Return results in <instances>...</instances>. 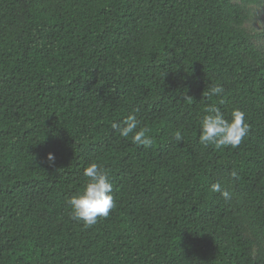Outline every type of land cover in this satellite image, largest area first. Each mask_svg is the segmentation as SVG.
Here are the masks:
<instances>
[{
  "label": "trees",
  "instance_id": "trees-1",
  "mask_svg": "<svg viewBox=\"0 0 264 264\" xmlns=\"http://www.w3.org/2000/svg\"><path fill=\"white\" fill-rule=\"evenodd\" d=\"M251 6L264 0H0V264H264ZM210 104L245 113L238 147L199 143ZM134 111L147 149L111 127ZM91 163L110 170L115 208L84 228L66 200Z\"/></svg>",
  "mask_w": 264,
  "mask_h": 264
},
{
  "label": "clouds",
  "instance_id": "clouds-1",
  "mask_svg": "<svg viewBox=\"0 0 264 264\" xmlns=\"http://www.w3.org/2000/svg\"><path fill=\"white\" fill-rule=\"evenodd\" d=\"M225 89L221 85L211 87L203 96L211 99L221 97ZM185 99L191 101V98ZM225 101L219 100L223 105ZM206 114L199 121L200 134L199 143L205 147L213 146L216 149L236 148L243 138L248 134L250 128L245 120V113L239 109H233L231 119H226L221 108L216 104H210L206 109ZM112 129L121 138H131L137 147L149 148L153 144V139L148 135L146 127H140L135 111L129 114L122 122L112 123ZM176 141H182L183 136L180 131L174 134ZM49 166L55 163V156L49 153L47 156ZM83 175L85 183L82 192L76 193L66 200L70 211V219L79 222L84 228H92L100 219L107 218L112 209L115 208L113 196V184L110 178V170L97 164L91 163L84 168ZM230 177L239 180L237 172L232 171ZM211 191L219 193L227 202L232 199V193L217 182L211 185Z\"/></svg>",
  "mask_w": 264,
  "mask_h": 264
},
{
  "label": "rangeland",
  "instance_id": "rangeland-1",
  "mask_svg": "<svg viewBox=\"0 0 264 264\" xmlns=\"http://www.w3.org/2000/svg\"><path fill=\"white\" fill-rule=\"evenodd\" d=\"M249 19L245 28L249 32L260 33L264 29V8L262 6L249 7Z\"/></svg>",
  "mask_w": 264,
  "mask_h": 264
}]
</instances>
